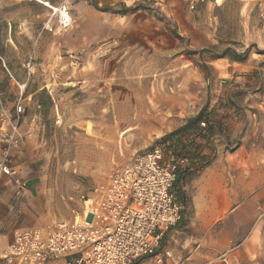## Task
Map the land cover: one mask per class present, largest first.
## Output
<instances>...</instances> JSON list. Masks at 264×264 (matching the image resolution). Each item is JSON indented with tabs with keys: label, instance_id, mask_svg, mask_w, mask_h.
Listing matches in <instances>:
<instances>
[{
	"label": "rangeland",
	"instance_id": "1",
	"mask_svg": "<svg viewBox=\"0 0 264 264\" xmlns=\"http://www.w3.org/2000/svg\"><path fill=\"white\" fill-rule=\"evenodd\" d=\"M44 1L69 25L35 0H0V101L21 100L31 134L16 163L29 183L24 222L71 221L136 156L159 147L198 161L201 145L173 184L182 218L162 240L171 257L161 264H264L262 1ZM200 111L214 141L162 140ZM231 199L245 207L235 220L213 211Z\"/></svg>",
	"mask_w": 264,
	"mask_h": 264
},
{
	"label": "built area",
	"instance_id": "2",
	"mask_svg": "<svg viewBox=\"0 0 264 264\" xmlns=\"http://www.w3.org/2000/svg\"><path fill=\"white\" fill-rule=\"evenodd\" d=\"M24 117L20 99L11 109L0 101V210L6 190L19 199L29 187L16 164L24 139L31 137L22 131ZM188 166L187 156L159 147L142 153L130 165L116 169L93 197L83 199L84 210L73 220L55 219L49 228L17 229L0 260L4 264H133L150 258L161 264L171 257L169 251L161 252L162 240L182 218L173 184ZM3 240L0 227V243Z\"/></svg>",
	"mask_w": 264,
	"mask_h": 264
},
{
	"label": "crops",
	"instance_id": "3",
	"mask_svg": "<svg viewBox=\"0 0 264 264\" xmlns=\"http://www.w3.org/2000/svg\"><path fill=\"white\" fill-rule=\"evenodd\" d=\"M262 3L264 4V0H261ZM11 19H8L6 21L10 22ZM10 57H7V55H4L3 60L7 61L9 60ZM232 65L236 66V65H241L240 62L234 61L232 62ZM10 66L11 68H14L13 66ZM239 69H237L236 67H233V69L230 71L231 76H233L234 74L238 73ZM242 79L243 82H250L251 78L249 77H236L235 80H239ZM260 103V106L264 109V94L262 96V100ZM251 118V117H250ZM238 116H232V118L227 119V122L230 123L233 127L238 126L240 124H238L239 122L237 121ZM230 125V126H231ZM220 134L215 132V134L210 138V140L216 139ZM264 135V130L262 131V134ZM196 164V163H195ZM190 170L192 169L189 168ZM29 185V184H28ZM29 188V187H28ZM28 191V190H27ZM26 191V193H27ZM26 193L24 194L23 197L19 198V199H15L13 198V196L11 195V191L10 189L6 190V193L4 195V199H3V205L2 208L0 210V227L4 233V240L2 241L3 247H0V252L5 249L6 247V243L9 242L11 240L12 234L20 228H28V227H32V226H36V225H28V223L24 222V216H22V198L25 197ZM244 206L241 205V202L239 203H235L232 199L229 200L228 206H218L217 208H215L213 211L219 214H223V217H230L232 219H236L237 214L240 212V210H244Z\"/></svg>",
	"mask_w": 264,
	"mask_h": 264
},
{
	"label": "trees",
	"instance_id": "4",
	"mask_svg": "<svg viewBox=\"0 0 264 264\" xmlns=\"http://www.w3.org/2000/svg\"><path fill=\"white\" fill-rule=\"evenodd\" d=\"M133 10H135V9H133ZM122 14H126V12H124ZM236 57H238V56H236ZM232 61L239 62V59H233ZM202 125L204 127L201 129L200 126H202ZM215 129L216 128L213 125H211L210 121L206 119V117L204 116V113L202 111H200L197 115H195L194 117L188 119L184 123V125H182L178 129H176L172 133L165 135L162 138V140L166 141V142H169V143L172 142V141H181L180 137L183 134L187 133V135H188L190 133V135L194 134L193 138H198V139H200L202 141L205 140L206 143H209L210 138L215 134V132H217ZM191 142H193V141H191ZM201 148H202L201 145H197L196 149H195V155L193 156L194 158L195 157L198 158V161L197 160H193L192 156H190L188 154H183V155L188 157L189 165L192 164V163H195V161L199 162V158H200L201 151H202ZM189 168H191V167H189ZM180 173L178 175V178L176 179V183H175L176 185L179 183ZM178 194H179V192L177 193V195H175L176 198L178 196L177 200L178 199L183 200V196L180 195V194L178 195Z\"/></svg>",
	"mask_w": 264,
	"mask_h": 264
},
{
	"label": "bare ground",
	"instance_id": "5",
	"mask_svg": "<svg viewBox=\"0 0 264 264\" xmlns=\"http://www.w3.org/2000/svg\"><path fill=\"white\" fill-rule=\"evenodd\" d=\"M35 1H37L38 3H41V4L45 5V6H47L48 8L52 9L55 12H59L61 14V17H62V20H60L61 24L62 23H65V26H68L69 25L70 20H69V17L67 16V14H66L64 8H56V7H53L48 2H46L44 0H35Z\"/></svg>",
	"mask_w": 264,
	"mask_h": 264
}]
</instances>
